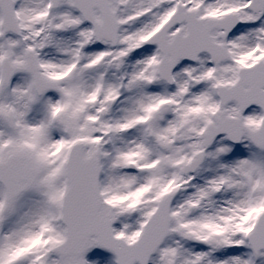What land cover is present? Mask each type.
I'll return each mask as SVG.
<instances>
[{
	"label": "snow or ice",
	"instance_id": "6c2138e0",
	"mask_svg": "<svg viewBox=\"0 0 264 264\" xmlns=\"http://www.w3.org/2000/svg\"><path fill=\"white\" fill-rule=\"evenodd\" d=\"M0 264H264V0H0Z\"/></svg>",
	"mask_w": 264,
	"mask_h": 264
},
{
	"label": "rangeland",
	"instance_id": "374dc122",
	"mask_svg": "<svg viewBox=\"0 0 264 264\" xmlns=\"http://www.w3.org/2000/svg\"><path fill=\"white\" fill-rule=\"evenodd\" d=\"M109 254L106 252H101L99 249L94 250L93 252L89 253V258L91 259L94 256H104L107 257Z\"/></svg>",
	"mask_w": 264,
	"mask_h": 264
}]
</instances>
